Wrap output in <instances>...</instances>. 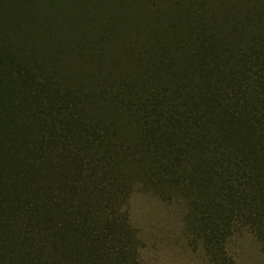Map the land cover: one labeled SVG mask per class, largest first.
Masks as SVG:
<instances>
[{
  "label": "trees",
  "instance_id": "trees-1",
  "mask_svg": "<svg viewBox=\"0 0 264 264\" xmlns=\"http://www.w3.org/2000/svg\"><path fill=\"white\" fill-rule=\"evenodd\" d=\"M136 176L264 244V0H0V264L125 247Z\"/></svg>",
  "mask_w": 264,
  "mask_h": 264
},
{
  "label": "rangeland",
  "instance_id": "rangeland-1",
  "mask_svg": "<svg viewBox=\"0 0 264 264\" xmlns=\"http://www.w3.org/2000/svg\"><path fill=\"white\" fill-rule=\"evenodd\" d=\"M123 182L127 190L117 208L128 221L129 228L122 229L125 247H115L105 259L96 255L80 260L69 252L65 264H264V244L249 227L234 228L221 244H205L183 193L145 183L140 176L131 185Z\"/></svg>",
  "mask_w": 264,
  "mask_h": 264
}]
</instances>
